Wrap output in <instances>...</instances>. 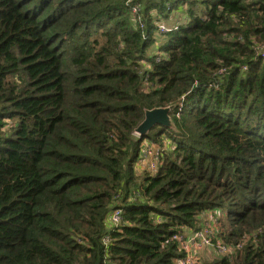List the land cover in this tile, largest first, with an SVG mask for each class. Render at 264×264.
Wrapping results in <instances>:
<instances>
[{
	"label": "trees",
	"instance_id": "16d2710c",
	"mask_svg": "<svg viewBox=\"0 0 264 264\" xmlns=\"http://www.w3.org/2000/svg\"><path fill=\"white\" fill-rule=\"evenodd\" d=\"M263 43L264 0H0V264H177L203 213L264 264Z\"/></svg>",
	"mask_w": 264,
	"mask_h": 264
},
{
	"label": "built area",
	"instance_id": "2783aa9c",
	"mask_svg": "<svg viewBox=\"0 0 264 264\" xmlns=\"http://www.w3.org/2000/svg\"><path fill=\"white\" fill-rule=\"evenodd\" d=\"M140 10H141L140 4L136 3L133 5L132 11L134 13L133 14L134 16L138 15ZM158 28L161 33H165L171 29L168 28L167 25L163 22H158ZM174 28H177V26H175ZM258 52L259 53L256 52L257 54L256 56L264 57V43L261 44V49ZM147 67L150 68V65H148ZM242 68L246 70L248 68V65L244 64ZM221 72H224V69H221ZM153 145H157L158 147L160 146L159 144H152V145H149L147 143L144 144L145 150L143 153V164L140 165L142 168H144L146 161V164L149 170L151 171V173H153L158 166V162L154 163L151 160L150 161L147 160L149 154L150 155L152 154V156L154 157H157L156 155H158V148L154 152L151 151ZM157 159L158 161L160 160L159 157H157ZM111 215H112L113 223L119 224L120 221L122 222V209L116 208ZM179 235L181 234H175L172 237L174 240H177L179 242L180 249L184 253L183 256L178 259L177 264H203V261L200 257V253L205 247H216L218 248L217 250L221 251V253H227L229 251L224 242L217 241L216 243H214L213 234L211 233V230L209 233L206 232L205 236H199L198 234H196L194 237H191L185 235L184 238ZM209 241L211 243H209ZM200 244L203 245L202 249L198 247V245Z\"/></svg>",
	"mask_w": 264,
	"mask_h": 264
},
{
	"label": "rangeland",
	"instance_id": "374dc122",
	"mask_svg": "<svg viewBox=\"0 0 264 264\" xmlns=\"http://www.w3.org/2000/svg\"><path fill=\"white\" fill-rule=\"evenodd\" d=\"M134 13H133V11L131 10V15L134 17V15H133ZM159 33L160 34H162L160 31H159ZM155 51L156 50V48L154 49V46H152L151 48H150V51ZM147 66V65H146ZM153 144H157V143H153ZM158 148V146L157 145H153L152 146V148H151V151L152 152H154L156 149ZM147 160L148 161H152V162H154V163H156V162H158V159H157V157H154V156H152V154L150 155H148V158H147ZM146 170H149V168H148V166H147V164H146V161H145V167L142 169V172L143 171H146ZM150 171V170H149ZM199 219H201V220H203V222L202 223H200L201 224V228L199 229V231H193L192 232V230L191 229H187V231L185 232V233H182L181 235H179V236H182V237H184L185 238V235L186 236H191V237H194L196 234H198L199 236H205L206 235V232H210V230H211V233L213 234L214 232H213V229H215V226L216 225H214V222L217 220L216 218H213V220H212V218H210L209 216H208V214L207 213H203L200 217H199ZM206 239V238H205ZM209 243H211L210 241H209ZM198 247L200 248V249H202L203 248V245H198ZM226 247H227V249L230 251L229 253H231V251H232V247H229L228 245H226ZM207 250V249H209V256H208V258L209 257H212L213 255L215 256L216 254H222L221 253V251H219V250H217L218 248H216V247H205L203 250ZM202 250V251H203ZM202 251H201V253H200V257L202 256ZM205 258H207V257H205ZM205 258H202L201 257V259H202V261L204 262V259Z\"/></svg>",
	"mask_w": 264,
	"mask_h": 264
},
{
	"label": "water",
	"instance_id": "95a60500",
	"mask_svg": "<svg viewBox=\"0 0 264 264\" xmlns=\"http://www.w3.org/2000/svg\"><path fill=\"white\" fill-rule=\"evenodd\" d=\"M172 109L173 105L146 109L145 118L136 128V133L138 135L147 134L156 124L175 129V124L170 115Z\"/></svg>",
	"mask_w": 264,
	"mask_h": 264
},
{
	"label": "crops",
	"instance_id": "0c3cea01",
	"mask_svg": "<svg viewBox=\"0 0 264 264\" xmlns=\"http://www.w3.org/2000/svg\"><path fill=\"white\" fill-rule=\"evenodd\" d=\"M185 10L181 7L179 8L177 11H175L174 15L172 16V21L176 22L177 20H183V16H184ZM209 249H205L202 251V257L205 258L209 256Z\"/></svg>",
	"mask_w": 264,
	"mask_h": 264
}]
</instances>
